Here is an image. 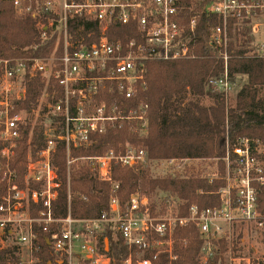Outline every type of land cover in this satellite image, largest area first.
I'll use <instances>...</instances> for the list:
<instances>
[{
	"label": "built area",
	"instance_id": "built-area-1",
	"mask_svg": "<svg viewBox=\"0 0 264 264\" xmlns=\"http://www.w3.org/2000/svg\"><path fill=\"white\" fill-rule=\"evenodd\" d=\"M0 1L11 3L19 16H31L42 43L56 40L50 57H0V180L6 185L0 204V234L5 240L8 232L19 255L28 254V260L19 264L38 262L34 256L40 252L36 225L50 233L54 261L49 264H109L105 234L123 239L128 256L122 264H154L162 255L172 263L177 233L188 239L192 229L204 241L203 264L217 259V264H264V254L256 258L241 250L245 226L259 232L264 246V213L258 202L264 187V145L259 140L242 139L235 146L227 142L225 186L218 192V206L192 205L187 215H182L180 204H173L169 196H165L164 206L155 207L149 197L133 195L125 207L113 198L109 212L93 219H74L70 214L56 218L53 212L61 189L54 164L60 143L65 145L71 165L77 161L70 158L73 149L89 147L112 131L129 128L140 138L147 136L150 107L134 103L140 89L146 87L147 64L195 58L183 26L184 0ZM204 10L221 21L210 29L209 43L224 62L223 75L211 78L208 86L214 93L228 96L234 89L229 75L230 44L235 51L252 50L264 57V0H213ZM76 17L98 23L97 41L94 32L84 36L81 28L73 33ZM197 19L191 20V31ZM116 24L136 28L140 37L126 42L111 40L109 31ZM240 28L246 29L249 42L243 48L238 46ZM27 79L44 84L38 105L41 102L48 124H43L45 144L36 159L29 156L20 186L13 162L27 118L17 110L26 98ZM81 160L92 162L95 177L106 183L113 180L114 165L145 168L151 161L145 149L129 142Z\"/></svg>",
	"mask_w": 264,
	"mask_h": 264
},
{
	"label": "trees",
	"instance_id": "trees-1",
	"mask_svg": "<svg viewBox=\"0 0 264 264\" xmlns=\"http://www.w3.org/2000/svg\"><path fill=\"white\" fill-rule=\"evenodd\" d=\"M212 1L184 0L183 26L195 58L147 64L146 87L140 89L138 99L134 102H143L150 107L147 136L140 138L129 128L112 131L96 138L89 147L73 149L70 157L78 159L100 156L119 144L129 142L145 149L150 160H217L221 177L213 182L203 177L154 179L148 168L114 165L112 182H101L87 163L77 162L69 167L65 145L60 143L54 157L61 180L59 196L53 202L56 218H65L70 214L74 219H93L103 212H109L113 198H117L125 207L133 195L152 197L157 192L174 195L183 201L180 205L182 215H187L192 205L202 208L218 206V192L225 186L222 177L226 170L224 158L227 142L235 146L242 139H249L259 140L264 145V57L252 50L235 51L233 43L230 44L231 82L236 87L240 84L239 78L245 79L236 92L233 105L227 106L225 95L214 93L208 86L211 78H219L224 73L223 59L219 56V51L209 43L210 29L221 23L217 16L204 10ZM195 16H198L196 28L191 31L190 22ZM81 28L83 31L80 34L87 36L94 32L93 39L97 41L100 33L97 22L76 17L72 25L73 33ZM39 36L37 22L31 16H19L11 3L0 1V57H50L54 53L56 40L42 43ZM109 36L113 41L126 42L130 38L140 37V34L136 28L116 24L111 27ZM237 36L238 46L246 47L249 43L246 29H238ZM43 94L44 84L39 79H27L26 98L19 103L17 110L30 114ZM188 96L190 100L186 102ZM206 97L212 99L213 105L205 106L201 103ZM45 131L43 124L33 126L26 118L13 162L20 186L23 185L29 156L36 159L45 144ZM1 150L0 144V153ZM262 157L264 160V156ZM5 193L6 185L0 180V204ZM258 202L260 211L264 213V187ZM37 214L33 210V217ZM35 232L36 244L40 247V252L34 255L38 260L37 264H49L54 261L48 243L50 233H45L39 225L35 226ZM104 236V240L109 242V264H122L128 256L123 239L112 234ZM9 237L7 232L5 240L9 241ZM185 239L179 231L174 244L175 261L171 263L167 255H162L154 264H203L202 236L196 229H192L191 236ZM19 254L18 245L15 242L9 243L6 248L0 249V264H19ZM149 256L150 254H145L144 257ZM217 263L218 259L207 264Z\"/></svg>",
	"mask_w": 264,
	"mask_h": 264
},
{
	"label": "rangeland",
	"instance_id": "rangeland-1",
	"mask_svg": "<svg viewBox=\"0 0 264 264\" xmlns=\"http://www.w3.org/2000/svg\"><path fill=\"white\" fill-rule=\"evenodd\" d=\"M256 52V51H255ZM254 53V51H253ZM240 84L236 87H234L233 91L230 95L225 96L226 97V105L231 106L234 104L236 92L239 90L240 85L245 82L244 78H239ZM18 91H20V88H18ZM262 96L264 97V90L262 93ZM41 98L40 100H42ZM190 100V96L186 99V102ZM201 103L205 106H211L213 105V101L210 97L204 98ZM41 105V102L38 106ZM27 118L32 123V125H41V124H48V121L44 119L42 108L36 107L34 112L31 115H27ZM71 158V157H70ZM84 158V157H83ZM77 162L81 163H87V165H90L91 167L92 162L87 160H81V158H78L76 162H74L71 165H68L71 167L72 165L76 164ZM144 168V167H143ZM149 169L151 178L154 179H162L167 177H174V178H193V177H203L208 180H212L215 178H220V170L218 166L217 160L212 159H186V160H151L150 163L145 167ZM93 171V169H92ZM94 172V171H93ZM226 174V170H225ZM218 176V177H217ZM224 177V176H223ZM165 196H169L173 201H171L174 204V201L176 204H183V201H181L178 197L168 194V193H162L157 192V195H153L152 197L148 196L152 202V204L155 207H162L165 203ZM244 242L242 243L241 250L242 254H250L254 255L256 258H260L264 254V246L261 243L263 241V238L257 232L253 227L251 226H245L244 227ZM15 242V239H10L9 241H5L0 234V249L6 248L9 243ZM107 243L106 242V246ZM252 248L255 249V251L252 250ZM20 260H28V254L24 251L21 252V255H19Z\"/></svg>",
	"mask_w": 264,
	"mask_h": 264
},
{
	"label": "water",
	"instance_id": "water-1",
	"mask_svg": "<svg viewBox=\"0 0 264 264\" xmlns=\"http://www.w3.org/2000/svg\"><path fill=\"white\" fill-rule=\"evenodd\" d=\"M106 252H109V244L107 243Z\"/></svg>",
	"mask_w": 264,
	"mask_h": 264
}]
</instances>
